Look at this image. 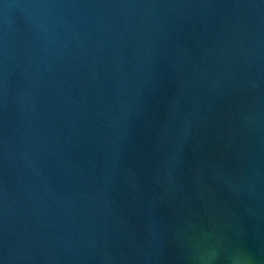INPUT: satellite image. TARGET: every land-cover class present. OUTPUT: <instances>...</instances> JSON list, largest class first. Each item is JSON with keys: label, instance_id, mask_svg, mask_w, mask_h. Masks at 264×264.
<instances>
[{"label": "water", "instance_id": "95a60500", "mask_svg": "<svg viewBox=\"0 0 264 264\" xmlns=\"http://www.w3.org/2000/svg\"><path fill=\"white\" fill-rule=\"evenodd\" d=\"M0 264H264V0H0Z\"/></svg>", "mask_w": 264, "mask_h": 264}]
</instances>
